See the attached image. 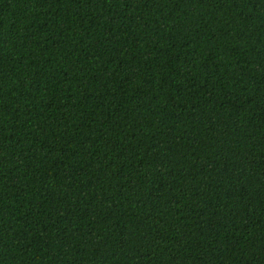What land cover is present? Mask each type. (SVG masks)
Instances as JSON below:
<instances>
[{
    "label": "trees",
    "instance_id": "trees-1",
    "mask_svg": "<svg viewBox=\"0 0 264 264\" xmlns=\"http://www.w3.org/2000/svg\"><path fill=\"white\" fill-rule=\"evenodd\" d=\"M0 264H264V0H0Z\"/></svg>",
    "mask_w": 264,
    "mask_h": 264
}]
</instances>
